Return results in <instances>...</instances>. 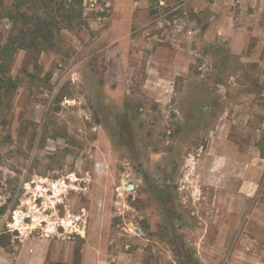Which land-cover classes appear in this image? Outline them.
<instances>
[{
  "label": "rangeland",
  "instance_id": "rangeland-1",
  "mask_svg": "<svg viewBox=\"0 0 264 264\" xmlns=\"http://www.w3.org/2000/svg\"><path fill=\"white\" fill-rule=\"evenodd\" d=\"M61 1L0 102V264H264V0Z\"/></svg>",
  "mask_w": 264,
  "mask_h": 264
},
{
  "label": "trees",
  "instance_id": "trees-1",
  "mask_svg": "<svg viewBox=\"0 0 264 264\" xmlns=\"http://www.w3.org/2000/svg\"><path fill=\"white\" fill-rule=\"evenodd\" d=\"M83 0H77L81 2ZM14 12L8 16L12 27L5 41L0 44V102L2 99H11L12 80L8 75L11 60L18 50H39L41 43L49 40L54 35V30L59 29L61 19H65V7L60 0L58 3L44 2L43 0H13ZM75 12L71 8L67 13ZM76 16H79L76 10ZM54 29V30H53ZM5 211L0 207V214ZM0 235V245L4 247Z\"/></svg>",
  "mask_w": 264,
  "mask_h": 264
},
{
  "label": "water",
  "instance_id": "water-1",
  "mask_svg": "<svg viewBox=\"0 0 264 264\" xmlns=\"http://www.w3.org/2000/svg\"><path fill=\"white\" fill-rule=\"evenodd\" d=\"M133 187L131 186V187H129V189H132Z\"/></svg>",
  "mask_w": 264,
  "mask_h": 264
}]
</instances>
